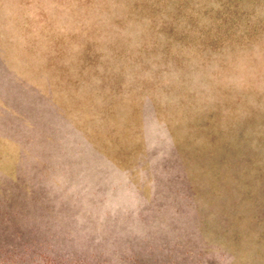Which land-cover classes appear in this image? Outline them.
Returning a JSON list of instances; mask_svg holds the SVG:
<instances>
[{
    "label": "rangeland",
    "instance_id": "1",
    "mask_svg": "<svg viewBox=\"0 0 264 264\" xmlns=\"http://www.w3.org/2000/svg\"><path fill=\"white\" fill-rule=\"evenodd\" d=\"M0 264H264V0H0Z\"/></svg>",
    "mask_w": 264,
    "mask_h": 264
}]
</instances>
